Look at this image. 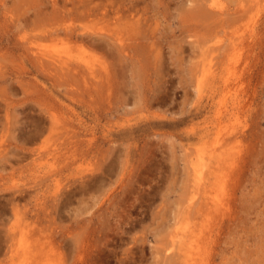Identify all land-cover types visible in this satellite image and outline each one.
<instances>
[{"label": "rangeland", "instance_id": "obj_1", "mask_svg": "<svg viewBox=\"0 0 264 264\" xmlns=\"http://www.w3.org/2000/svg\"><path fill=\"white\" fill-rule=\"evenodd\" d=\"M84 1L110 14L66 21L128 46L125 56L83 49L110 71L90 88L35 57L47 46L79 53L42 32L82 0H0V264H178L193 228L200 264H264V5L222 0V28L209 0ZM248 24L260 34L238 50L240 136L225 148L235 162L205 169L197 186V155L233 124L207 120L220 92L199 83L200 62L219 66L227 32ZM209 189L225 204L207 221L198 203Z\"/></svg>", "mask_w": 264, "mask_h": 264}, {"label": "bare ground", "instance_id": "obj_2", "mask_svg": "<svg viewBox=\"0 0 264 264\" xmlns=\"http://www.w3.org/2000/svg\"><path fill=\"white\" fill-rule=\"evenodd\" d=\"M82 1H83V8L82 9L79 10V8H78V10L75 13H74L75 10L66 12L63 16L64 18L62 20H60L55 26H53V27L51 26L50 28L45 29L46 31L42 32L44 34L43 36L46 38L51 39L52 36H56V38H60L61 40H64L66 45H70V46L74 45L75 47L73 46V48H78V46H79V49H80L79 53L74 52V54H73L74 49L72 51L71 50L62 51V48H61V52L58 49L46 50L48 47L47 46V47H45L46 48L45 50H42V52L37 50L40 53L35 51L39 54L35 57H37L36 59H38L42 63L43 66H47L44 64H48V63L54 64L55 67L58 66V68L60 70H62V73H61L62 75H64V74L68 75L70 73L74 76H80L82 81L84 82L83 84H86L87 88H90L92 86H96L97 84L99 85V83H101L105 79H108V77L110 75V71H108L109 69H107V68L102 69L99 66L97 67V65L90 59V57L87 55V53L84 52L83 49L88 48V49H91L93 52H101L102 54H106L107 56L109 54L115 56V53H117V52L120 53V55L125 56V53L127 52L128 46H126V44L124 42L118 43L116 38L113 37L112 35L96 34V33H83L79 29H77L72 23L69 24V22L66 21L67 20V17H66L67 14L69 17H74L73 19L82 18L85 16L89 17V16H93L95 14L98 15V11H97L98 7L90 5L91 3L89 4V2L86 3L84 0H82ZM209 1H210L209 6L218 9L217 10L218 12H216L218 14L217 20L219 22V24H216L217 27H219V26H221L222 28L227 27V25L225 23V18L221 17L225 11L224 2L222 0H209ZM91 2H93V1H91ZM243 2H244L243 4L248 5V7H249L248 10L252 9V8L255 9L254 7L259 8L260 6L264 5V0H243ZM202 5L206 6L205 4H202ZM198 6H200V7H198V9L195 10L196 11L195 13L200 18L203 19L206 16L212 15L210 8L208 9L207 7H202L201 5H198ZM71 8L69 10H72ZM98 9L102 10V13H101L102 18H106L110 14L106 7L98 8ZM119 11L120 10H116L115 14H118ZM251 11H253V10H251ZM229 27H230V25H229ZM244 30L242 29V27L241 28L238 27V28L232 29V31H230V32H227L230 41L228 43V48H226L225 52L223 53V55L221 56V58L219 60V66L214 65V63H213L214 57L213 56L207 57L206 58L207 60L204 59V60H201V62H200V68H199V72H198L199 73L198 74L199 83L202 85L203 83H208V80H209V84H210L211 91H212L211 92L212 98H215V95H214L215 93L218 94L220 92L217 101L212 100V105H213V101H214L215 108L213 109L212 118H208L207 120L211 119V120H209V122H211V124H213L212 127L214 128L217 125V123L219 125V123L222 122L221 119L228 116L229 121L233 120L232 121L233 124L231 125V129L229 128V130L227 129L226 131H223L220 128H219V130H216V135L214 136L215 138H214V142H213L214 145L212 146V148H209L210 150L207 151L208 154L204 155L203 154L204 152H202L203 150H201L200 153L197 155L198 157L196 159V162L194 161V166H193V169H194L193 173H194V177H195V181H196L197 186L205 183L204 180H202L203 174L205 173V169L207 170V168H208L209 173H214V175H216L217 172L220 170L222 165L225 164L229 167V166H232L235 162L234 158L236 156L234 154V151L231 154H226L227 150H225V148L227 145H229L231 143H232V145H230V147H232V146L234 147L235 143L237 142V140L240 136L238 133L240 130L236 126V121H239V111H240V108L242 107L241 106L242 105L241 99L239 98V93L243 87H242L241 80H239L238 77H236V73H237V69H238V63H239V55H240L238 53V50L241 47V45L244 44L246 34H247V38L252 37L251 41H256L255 40L256 37L260 34L256 30L255 25L253 26V25L248 24L247 30L246 29H244ZM217 35H218V33H217ZM199 37H200V35H199ZM32 42H34V41H32ZM138 42H139V40H138ZM216 43H218V42H216ZM39 44L41 46V43H39ZM219 44H220V42H219ZM130 46H131V44H130ZM31 47H33V46H31ZM64 48H66V47H64ZM211 51H215V49H213ZM116 55H118V54H116ZM143 55H145V54H143ZM113 56H111V57H113ZM128 56H126V57H128ZM44 58H46V59H44ZM203 58H204V56H203ZM157 62H159V61L157 60ZM55 67H53V68L55 69ZM60 70L56 71V72H60ZM47 71H49V70L47 69ZM51 71H55V70H51ZM51 71H49V72L52 73ZM55 73H53V74L56 75ZM201 85L199 86V92L200 93L203 90ZM241 97H242V95H241ZM205 129H206V127H205ZM229 156H232V158H233L232 162H229V160H232V158H230ZM210 191H211L210 189L206 190L205 197L202 198L198 203V205H199L198 209L201 210L202 208H204V210L207 212L205 214V217H208V219H206L207 221H209V215H211L212 211H214V210L219 211L221 209L220 207H223V204H225L223 202V200L220 198V195L218 193L213 194V192H210ZM195 194L196 193H194L191 196V201L193 200V197H195ZM196 232H197L196 228H193L190 230L189 233H186L187 235H189V238H187L186 236L179 238V246L180 247H179L177 257L175 258L176 263L179 262L178 264H200L202 261H204V259H205L204 255H205V252H207V250L205 247H203L204 245H202V242H200V240H198V238L196 236ZM203 251H205L204 254H203ZM34 258L36 260H38L37 255ZM177 260H178V262H177ZM34 263H35V261L32 260V262L30 264H34Z\"/></svg>", "mask_w": 264, "mask_h": 264}]
</instances>
